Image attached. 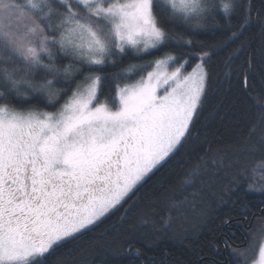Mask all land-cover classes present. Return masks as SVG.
I'll list each match as a JSON object with an SVG mask.
<instances>
[{
  "label": "snow or ice",
  "instance_id": "snow-or-ice-1",
  "mask_svg": "<svg viewBox=\"0 0 264 264\" xmlns=\"http://www.w3.org/2000/svg\"><path fill=\"white\" fill-rule=\"evenodd\" d=\"M259 4L0 0V264H77L65 250L82 251L80 238L124 208L191 137L214 90V58L240 41L224 61L231 70L249 47L244 32L256 24L264 36ZM237 78L241 103L255 112L247 135L209 149L184 191L160 205L167 216L149 204L130 222L139 199L124 208L126 237L167 232L220 185L224 202L244 184L264 193V43ZM240 207L243 220L221 224L247 223L252 213ZM234 239L225 234L213 245L221 264H264V220L242 243ZM124 244L141 258L131 239L114 250Z\"/></svg>",
  "mask_w": 264,
  "mask_h": 264
},
{
  "label": "trees",
  "instance_id": "trees-1",
  "mask_svg": "<svg viewBox=\"0 0 264 264\" xmlns=\"http://www.w3.org/2000/svg\"><path fill=\"white\" fill-rule=\"evenodd\" d=\"M259 6V0H256V7ZM197 39L207 37L201 36ZM241 40L249 47L239 60H235L231 70L225 66L224 61L228 52L240 47V41L214 58V90L209 92V100L199 116V122L179 152L167 164L159 167L158 171L150 174L148 183L124 205V208H128L133 201L139 199L138 207L127 216L128 221L136 222L138 217L149 212V204L157 206L160 218L167 216L166 212L161 211L160 205L184 191L182 185L194 176L202 160L211 155L209 149L215 152L216 149L231 147L247 135L255 119V112L241 103L243 90L237 78V70L240 65L245 64L249 53H252L253 49H259L264 43V36L260 34L259 26L253 24L244 32ZM255 55L258 57L259 52ZM253 83L259 89L261 78L257 76ZM222 187L223 185L218 186L214 190L215 194L212 190L206 191L203 200L197 201L196 207H189L185 216L174 219L167 232L148 240L142 237H126L125 233L130 225L121 221V217L125 216L122 208L80 238L79 248L82 251H73L69 257L65 250V258H75L77 264H150V261L160 264L161 260L163 264H199L201 258L208 261L215 257L217 264H221L224 257H216L213 245L225 234L231 238L233 233L235 239L232 242L240 244L245 240L247 231L255 230L264 220V193L249 192L244 184L235 195L226 197L224 202L219 197ZM187 191L190 193L192 189L188 188ZM241 201L252 213L247 217V223L222 225L221 221L228 217H234L237 221L243 220L238 214L243 210L240 207ZM118 229L120 231H117ZM125 239H131L133 247L142 249L143 255L140 259H135L134 253L127 250V244H124L120 251L114 250L113 246L118 247Z\"/></svg>",
  "mask_w": 264,
  "mask_h": 264
},
{
  "label": "rangeland",
  "instance_id": "rangeland-1",
  "mask_svg": "<svg viewBox=\"0 0 264 264\" xmlns=\"http://www.w3.org/2000/svg\"><path fill=\"white\" fill-rule=\"evenodd\" d=\"M155 171V170H154Z\"/></svg>",
  "mask_w": 264,
  "mask_h": 264
}]
</instances>
